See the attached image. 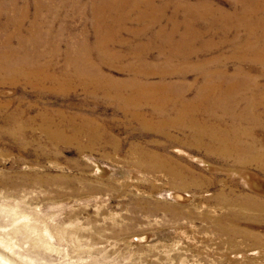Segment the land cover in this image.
<instances>
[{
	"label": "rangeland",
	"instance_id": "374dc122",
	"mask_svg": "<svg viewBox=\"0 0 264 264\" xmlns=\"http://www.w3.org/2000/svg\"><path fill=\"white\" fill-rule=\"evenodd\" d=\"M85 1L89 0L0 3V54L24 52L34 60L32 66L61 81L66 71H77L76 65L82 69L81 64H69V58L78 54L93 66H85L86 74L109 78L125 95H131L127 87H132L134 76L158 96L174 97L186 88L187 99L201 91L195 69L208 56L197 50L200 48H166L161 40H150L155 36L152 30L146 35L134 33L137 23L131 21L136 16L122 15L118 10L121 6H117L120 0L104 19L105 25L121 32L106 34L102 26L99 35L92 15L81 14ZM94 1L101 4L105 0ZM176 1L183 5L190 0ZM212 1L229 11L243 8L237 0ZM37 5L41 11L36 10ZM256 5L261 16L251 14L247 19L253 26L259 23L257 27L263 30L254 31L259 35L264 31V0H246L244 10ZM238 12L232 13L240 16ZM172 14L170 8L162 13L165 32ZM184 17L181 12L177 15L179 20ZM238 32L244 29L238 28ZM102 36L105 45L99 48L96 42ZM179 36L184 35L175 33L172 39L177 41ZM257 45H264V39L257 40ZM188 50L195 54L189 70L182 68L184 61L169 58L174 52L187 58ZM213 53H219V58L223 52L215 50L210 55ZM12 65L17 71H0V176L10 173L13 182L22 173L28 176L21 190L0 186V251L6 250L4 253L19 264H264V196L247 190L244 178L232 177L230 170L209 168L216 164L248 168L262 179L264 171L254 164L213 157L200 148L164 138L168 132L184 136L186 131L170 130L168 121L158 119L163 109L157 112L147 100L143 106L125 107L115 97L105 95L107 86L102 83L96 93L82 87L62 89L54 79L43 88L40 79L32 76L35 71L20 61ZM236 66L242 73L264 76L263 66L252 58L230 60L228 71ZM258 82L264 88V77ZM61 113L91 117L92 126L101 125L93 130L100 134V140L89 143L84 134L78 142L52 144L45 132H53L57 126L47 115L59 121ZM8 118L18 119L23 129L14 133L12 123L8 130L3 126ZM157 122L163 126H154ZM261 128L246 130H253L261 139ZM158 143L163 145L156 146ZM151 154L157 159L170 156L187 165L193 176H185V188L170 185L161 172L136 167L137 161L151 163ZM35 176L41 178L40 183L34 182ZM240 197L256 200L262 208L241 212L236 200ZM223 198L230 202H222ZM234 227L262 241L254 245L250 239L216 231L222 228L229 232Z\"/></svg>",
	"mask_w": 264,
	"mask_h": 264
},
{
	"label": "bare ground",
	"instance_id": "6f19581e",
	"mask_svg": "<svg viewBox=\"0 0 264 264\" xmlns=\"http://www.w3.org/2000/svg\"><path fill=\"white\" fill-rule=\"evenodd\" d=\"M6 1L1 0V5L4 6ZM120 1L121 4H117V6H121V9H118L119 12L122 15L133 13L137 18L131 21L137 23V27L133 30L134 33L146 35L152 30L155 36H151L150 40H161L166 48L170 47L177 50L181 46L186 45L189 49L200 48L197 50L208 56L195 69L197 77L201 79V91H198L193 98L185 99L187 94L186 88L177 91V95H174V97L166 95L158 96L151 93L147 85L143 82L140 83L135 76L132 80V87H127L131 95H125L124 91H120L113 86L109 78L101 75L94 77L91 74H86L85 66L92 68L93 66L90 62H87L88 59L86 57H79L78 54L69 58V64H81L83 66L82 69L79 70L80 66L76 65L77 71H66L63 76L64 81L56 79V76L52 74L43 73L41 70L43 68L40 69L38 66H32L34 60L24 52L9 55L0 54V64L2 65L0 71L16 70L12 63L16 61L19 65L20 61L29 71L36 72L32 76L40 79L39 84L43 88H46L45 82L49 83L54 79V82L56 80L58 82L57 87L62 89H77L82 87L86 91L96 93L100 91L99 83H102L104 86H107V89L104 90L105 95L107 97H115V100L125 107L135 104L136 106H143V103H146L147 100L152 103L151 105L157 112L163 109L158 119L162 122L168 121L166 123L170 126V130L186 131L184 132V136H173L170 132L167 135L164 133L167 136L164 138L169 141L176 140L189 146L200 148L204 153L213 157L233 159L243 164H254L264 171V138L258 139L255 137L253 130H246L252 126L262 127L264 130V88L258 82L264 76H257L247 71L242 73L240 66H236L230 73L227 67L230 60L239 62V60L252 58L257 60L260 66H263L261 67V71L264 73V45H257V40L264 39V31L258 35L254 31L261 29L257 27L259 23L253 26L254 23L249 22L247 19L251 14L261 16L260 8L256 5L255 7L247 8L245 11L244 5L246 0H237V3L243 6V8H230V11L216 5L212 0H190L186 1L188 3H184L183 5H180L176 0H129L131 1L130 5L126 0ZM116 3L117 0H105L101 4H96L94 0L85 1V4L81 5L80 3L81 14L88 15L87 12H89L92 15L96 21L97 34H101L103 27L106 28V34L108 32L118 34L122 29L105 25L104 19L108 11L115 9ZM168 8L172 10L173 14L169 30L165 32L162 23V13ZM36 10L41 11V6L37 5ZM179 12L185 16L182 20L177 18ZM232 12L234 14L238 12L241 15L234 16ZM144 17H148L149 19H145ZM148 21H150V26ZM156 25L158 26L157 29ZM206 25H208L207 29H203ZM38 26H43L42 17L40 18ZM238 28H240V31L244 29V32H238ZM179 32L184 36H179V40L174 41L172 36ZM162 35L164 39H160ZM96 45L99 48L105 45L104 36L96 42ZM227 47H229V52ZM224 48H227V50H223ZM221 49L223 53L219 58H217L219 53L210 55L211 51ZM185 54L187 58H181L177 52H174L169 58L184 61L185 65L182 68L189 70V62L192 61L191 58L195 57V54L192 50H188ZM144 60L141 59V61ZM203 67L205 69L201 71ZM235 83L238 84L235 85ZM248 93L253 97L250 98L247 95ZM259 107L263 108L261 112H257ZM163 111H166V113H163ZM47 117L53 118L51 124L57 126V129L53 132H45V136L49 138L52 144L68 141L78 142L80 136L84 134L89 137V143L93 141L98 142L101 138L99 133H93V130L99 128L101 125L96 127L92 126L93 121L91 117H84L75 113H71V115L61 113L58 115L59 121H56L54 116L47 115ZM38 118L40 119L41 116ZM17 120L11 121L8 118L6 120L7 125L5 124L3 126L9 130V127H11L9 124L13 123L15 126V130L12 129L14 133L21 131L23 126L17 124ZM47 125L50 126V124ZM154 126L159 128L163 125L157 122ZM1 130L2 126L0 127V132ZM5 140H8V138H5ZM0 142L3 143L1 137ZM161 145L163 144H156L159 147ZM144 153L148 156L147 152ZM161 157H158V160L155 154H151L149 157L151 163L137 161L136 167L151 171L149 173L161 172L169 179L170 185L176 188H185L188 182H186L185 176H193L187 165L180 161L178 162L170 156L162 155ZM216 165L209 169L220 168L226 172L230 170L232 177L244 178L247 190L264 196V179L260 177L259 173H253L248 168L222 164ZM9 175L2 173L0 176V186L12 185L13 188H19L25 183L24 177L26 174H20V179L18 178L19 180L15 182H13V179H10ZM40 179V177L35 176L33 180L34 182H39ZM221 200L225 203L230 202L226 198ZM236 200L240 204L241 212L244 213L248 209L250 211L251 209L259 207L260 209L262 208L259 202L249 197H240ZM252 218L259 219L260 217L254 216ZM222 230L224 234L229 233L238 237L240 236L243 240L250 239L254 245L262 241L261 237L255 236L252 233H246L244 229L239 230L234 227L228 232L225 229L216 228V231L220 234H222ZM4 252L0 251V264H19Z\"/></svg>",
	"mask_w": 264,
	"mask_h": 264
}]
</instances>
